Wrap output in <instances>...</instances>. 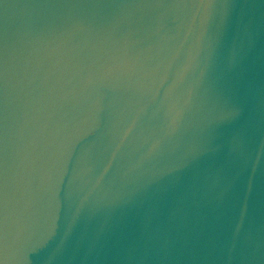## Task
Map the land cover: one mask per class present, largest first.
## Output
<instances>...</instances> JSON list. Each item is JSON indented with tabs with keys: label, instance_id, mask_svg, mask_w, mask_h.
<instances>
[{
	"label": "water",
	"instance_id": "95a60500",
	"mask_svg": "<svg viewBox=\"0 0 264 264\" xmlns=\"http://www.w3.org/2000/svg\"><path fill=\"white\" fill-rule=\"evenodd\" d=\"M0 264H264V0H0Z\"/></svg>",
	"mask_w": 264,
	"mask_h": 264
}]
</instances>
